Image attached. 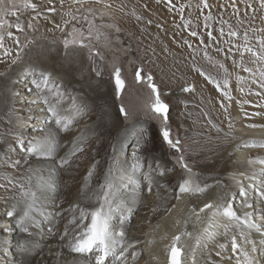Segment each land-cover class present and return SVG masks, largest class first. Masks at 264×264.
I'll return each mask as SVG.
<instances>
[{"label": "rangeland", "instance_id": "1", "mask_svg": "<svg viewBox=\"0 0 264 264\" xmlns=\"http://www.w3.org/2000/svg\"><path fill=\"white\" fill-rule=\"evenodd\" d=\"M30 2L37 5V12L24 8L22 6L24 0H15L19 6L17 13L19 22L25 26V30L17 32L15 28L8 29L13 32L14 37L19 38V44L15 43L12 38L6 37L5 39V47L11 50L12 56L3 57L5 62H0V88H2L1 80H4L9 74H15L19 69L18 67L21 66L24 69L26 66H31L35 69L39 66L37 69H41L40 64L47 61L54 67L55 77L59 80L62 79L66 84V87L62 88L61 83H58L57 80L53 81L61 93V109H67L68 104L77 98L79 107L83 109L85 108L84 98L86 101L89 100L86 104L87 108L93 107L94 112L92 114H96V116L93 119L76 122L71 129L61 136L64 143L59 148L57 159L59 156H68L73 147L78 146L84 149L82 152L78 151L75 156L69 157L70 163L68 165L60 167V164H55L48 157H27L30 154L28 146L31 142L51 136L45 127H39L38 124L36 128H32L26 134L25 138L19 136L20 139L17 140L20 131L12 124L13 110L10 111L11 113L0 114V138L3 140V143H0V157H3V160H0V185H3L0 187V221L9 225L0 234L1 237L7 238L6 240L9 239V241L19 237L21 241L23 239L25 241V238L28 240L29 238L35 239L37 233L43 235L46 233L42 226L47 224L41 213H37L39 220H37L35 227L32 228V225L27 224L29 231L27 230L22 234L17 231L15 234L13 231L18 227L22 212L18 209L21 204L20 201L18 202L19 198L16 194L17 192L22 194L23 189L20 187L22 184L20 182H22L25 174L35 176H49L50 173L60 174L57 177V183L58 185L64 184L63 187H58L60 191L62 189L58 198L61 204L56 205L57 207L53 206L49 203L52 201L46 197L41 199V208H43V214L46 217L50 214L49 211L56 212V215L54 214L56 224L54 221L49 223L56 227H52L54 228V235L50 239L59 244L60 249H62L60 240H67V244L70 246L72 241H69V238L77 235V233L81 234L83 230V225L79 228L77 224L71 223L73 218L70 215L75 216L76 214L75 218L80 217L81 209H83L82 202H80V197L75 194H79L83 188L88 187L87 184H84L78 188L82 181H86V175L82 177L86 171L95 175L96 172L93 167L97 164L105 171L101 173L103 178H99V183L96 182V179L92 180L93 183H97L96 192L100 190L99 186L105 181L106 177L103 174L108 172L109 168H111V175L114 176L113 173H115L118 180L119 178L123 180L122 177L127 175L128 178L138 182L136 185L140 189L135 191L137 199L133 198L130 205L138 201V198L144 197L146 207H141L142 202H140L130 211H126L128 213L125 214V217V215L122 216L121 211L128 203L123 198H121L122 200L116 199L112 201L113 204L119 203L122 208L119 211L114 208L112 224L117 230L126 233L127 236L130 235V231L136 232V237L139 238L145 234L146 223L151 218L147 206H151V202H155V198L158 199L160 193L165 192L171 195V199L174 200L179 194V187L186 181L188 183L194 182V186H203V188L213 181H220L227 185V188H230L232 187L230 182L233 180L231 176L243 171V168L236 165L238 149L247 151L246 161H249L253 154L264 157V147L244 146L247 143L257 144L260 141L250 140L251 142L245 143L242 136L237 134L240 126L236 123L240 117L241 122L247 128L260 129L264 127V87L260 86L264 82L261 80V73L264 72V61L258 60L251 53L244 52L245 41L243 39L244 33L247 32L248 46L254 51H261L257 40L264 38V31H258L264 29V9L259 8L257 0H251L256 9L255 13L249 9L247 15H244V5L239 3L241 12L235 13L230 6L231 0H208L209 9H202V6L197 7L200 0H172L175 7L166 5L165 0H160L159 3L157 0H107V3L112 5L111 13L101 8L102 6L90 2L83 5V8H93L98 13L104 12L105 16L103 19L99 15L95 17L93 38L85 40L87 47H81L77 43L69 44L67 48L63 41L69 38L68 33L71 32L73 24L87 34L86 22L79 18L68 24L66 28L64 27V22L71 19L66 13L69 11L75 13L76 8L80 6L72 5L71 0H67L63 6L60 0H52L51 4L48 3V0H30ZM181 5L185 6L183 12L179 11ZM50 8H54L55 11H50ZM27 10H29L28 13H22ZM52 14L59 18V27L53 23L54 19L57 18L56 16L51 18ZM206 16L210 18L205 20ZM6 19L14 24L17 17L9 15ZM29 23L33 27H27ZM108 25H113V27H108ZM229 25H231V29ZM116 27L120 29L119 32L115 30ZM96 29L101 35L104 33L105 40L109 42V44L107 42L104 44L97 43L103 47V49L98 50L99 55L93 49L95 46L91 45L94 43L93 41L97 40H95L94 34ZM221 29H223L224 35H220ZM253 29H257V31H253ZM230 30H235L238 36H229ZM193 31L197 33L196 36L191 35ZM209 32L212 34L211 36L208 35ZM101 35L98 42L105 41ZM53 47L57 50H54ZM17 53H19L17 63H12L11 60L17 56ZM0 57H2V51H0ZM13 66H15L14 71ZM116 67L121 69V76L125 81L124 88L119 91L116 88L114 78ZM245 68L251 69V72L245 71ZM138 69L143 70V79L139 82L135 79V72ZM149 75L153 77L152 83L159 90L161 100L169 107L167 127L170 130L171 138L180 141L181 151L170 147L162 137L164 124L151 107L155 94L149 87L147 80ZM206 76L211 77V80L206 79ZM240 77L243 79H238ZM225 78L230 83L228 91L232 97L231 100L223 97L221 91L212 82V80L219 81L223 86ZM189 87L194 88V91H185ZM33 92H37L36 89L31 90L29 94ZM50 99L55 101L54 94ZM222 104L227 106V112L221 107ZM30 105L31 107H29ZM35 105L36 103H29L26 106L33 109ZM228 106L232 107L230 109L233 111ZM121 107L127 112V118L121 112ZM21 112L19 113L21 114ZM82 114L88 113L81 112L77 116L80 117ZM100 115L101 117H99ZM35 116L39 115L35 114ZM101 118L104 129L100 134L84 135V130L93 124L95 125ZM32 120L33 123L37 121L36 119ZM229 121L231 127H229ZM47 124L53 127L57 126L52 117L49 118ZM131 131H134L136 138L127 143L126 149L118 148L122 136ZM238 143L241 144L235 148ZM5 153H7L6 156ZM181 155L190 171L182 167L179 162ZM136 157H139V163L143 165V170L137 172L140 177L139 180L134 176L136 171L129 168L132 163H136ZM102 159H104L103 164L101 163ZM4 160L7 163L3 162ZM133 160L134 162H132ZM121 162L125 165L130 164L128 169L122 168ZM244 164L247 165V162ZM248 167L245 169L249 170ZM161 172L163 175L158 174ZM151 174L152 176H150ZM145 175H149L151 180L154 177L159 181L163 180L166 184L158 191L156 186L159 181L157 180L153 184L149 183V180L145 179ZM191 175L193 181L189 182ZM252 175H247V178L249 179ZM263 177L264 175L256 176L254 181H246L244 184L247 186L244 187L243 184L239 192H229L233 211L237 214L238 210L242 208L250 214L251 220L261 227H264V212L260 211V207H264L262 203L264 198L259 193L260 188L264 186L261 183L264 180ZM74 179L76 181L72 182ZM114 180L115 178H113V182ZM74 185H76L75 194H72L71 189ZM143 185H148L145 193L141 189ZM249 185H251V190L247 188ZM149 187L151 193L148 192ZM189 187H192L191 184ZM125 188L120 187L122 194L125 193L122 191ZM245 191H247V197L243 195ZM248 200H251V208L245 206ZM45 202L49 204H45ZM100 202L102 205L103 201ZM100 202L97 201V204L91 205L89 211L84 209L87 213H91L101 206ZM6 207L10 209L9 211L14 212L12 217H9L7 213L4 214ZM140 208H142L141 211ZM255 208H258L257 210L260 212L255 213L253 211ZM90 220L89 215L83 224L89 225ZM122 224H125L126 229L121 228ZM65 231L69 235L65 236ZM124 242L128 251L132 248L136 249L138 245L140 249L141 242L135 240L128 242L126 236ZM130 244L133 245L132 248L128 247ZM46 246L44 245L45 249H47ZM19 250L22 251V249ZM95 250L97 252L92 251L94 256L98 253V249ZM66 251L73 256V261L78 256L83 257L80 254L72 253L70 250ZM37 252H32L33 254L31 253L30 256L36 255L37 259L40 257ZM133 253L135 252L127 254L126 264H128V259L134 261L143 256L141 251L140 255L133 259ZM56 254L57 248L54 247L50 253L45 252L47 256L45 257L47 259L49 256L56 258ZM98 254L100 255V253ZM58 257L60 260L64 259L61 257V250L58 252ZM4 258H7L5 253L0 257V264H5ZM94 259L90 264H93ZM43 260L44 258L40 257L37 262L42 264ZM16 261L15 258L14 262ZM108 261L109 264H113V257L109 256L105 264H108Z\"/></svg>", "mask_w": 264, "mask_h": 264}, {"label": "bare ground", "instance_id": "2", "mask_svg": "<svg viewBox=\"0 0 264 264\" xmlns=\"http://www.w3.org/2000/svg\"><path fill=\"white\" fill-rule=\"evenodd\" d=\"M84 5H86V4H84ZM101 8H103L105 11H108L109 13H111L110 8H104V7H101ZM53 48H54V50H57L55 47H53ZM34 58H35V56H34ZM41 61H43V60H41ZM48 61H49V59H48ZM41 64H40V67H42L41 69L40 68L37 69L39 66L35 69H37L38 71H45L47 73H50L53 81L57 80L58 83L62 84V86H61L62 88L66 87V84L62 81V79L59 80L55 77L56 76L55 71H54L55 69L53 66L50 65L49 62L45 61L44 64L43 63H41ZM51 64H53V63L51 62ZM15 66L12 67L13 71L15 70ZM18 68H17L18 70L15 72V74H12V75L9 74L8 76H6L4 78V80H1L2 88H0V114H4V113L6 114V113L13 110L14 116L12 117V119H13L12 124L14 127H16V129H19V131H20L19 136L21 138H25L26 134H28V132H30V130H32V128H36L38 124L40 125L39 127H41V126H43V128L45 127L47 129L46 131H48V133L52 136L51 138L53 139L54 143L56 144L55 151L53 152L52 157L49 159L58 165L60 160L62 158H64V156H59L57 159V155H58L60 146L64 143V139H62L61 136H63V134H65L66 131H61V130H59V128H57V126L53 127V126H49L47 124V122H49V118L51 117V115H49L47 112L42 110L45 107V105L36 104L35 106H33V109H36L35 111L32 108H31L32 110L29 109V107H31V105L27 108L26 105H28L29 103H33V101L37 99V92H33L34 94L33 93L29 94V92L31 90L35 89V87L32 84L33 77L28 75L26 72V69L31 68V66H26V67H24V69H22L21 66ZM53 77H55L56 79ZM14 93H19V95H14ZM51 96H52V94H50L49 98H51ZM77 102H78V98L75 99L73 102H70L67 106V109H65L63 111L64 115H66L72 119V123L70 124L69 129H71L73 124H75L76 122L83 121L86 119H93L96 116V114H92V112H94L93 107H91L90 109L87 108L86 104H88L89 100L86 101V100H84V98H83V102H84L85 108H83L82 112L88 113V114H82V116L79 117V116H77V114L75 112L70 111L74 106H79ZM79 102H80V100H79ZM226 104H228V103H226ZM17 105H19V107H17ZM230 108H232V107H229V109ZM230 110H232V109H230ZM20 111H22L21 114L19 113ZM17 113L20 115H18ZM219 113L221 114V111ZM35 114H38L39 116H35ZM101 115L99 117H101ZM210 115H212V114H210ZM32 119H36L37 121L33 123ZM230 120H232V119H230ZM255 122H256V120H255ZM257 122H260V121H257ZM236 123H238V125L240 126V129L238 130L239 133H237V134L242 136L245 143L249 142L250 140H258L261 143L259 142L257 144H264V127L260 128V129L247 128V127H245L246 125L244 126L243 122H241L240 117H238V120H236ZM102 129H104V128H103V121L101 118V120L98 121L95 125L93 124L90 128H86L84 130V135L86 134V136H91L92 134L96 135V133L100 134ZM135 138H136V135L134 134V131H131L127 135L122 136V138L120 139V143L118 144V148H120L122 150L126 149L127 143L134 140ZM78 142H80V141H78ZM241 143H243V142H241ZM241 143H238L235 148H237ZM76 144H77V142H76ZM216 147H217V145H216ZM217 148H216V150H217ZM247 154L248 153L246 150H241V149L237 150V161H236L237 164L236 165L243 168V171L241 173L238 172L234 176H231L233 178V180H231V182H230V184L232 186L230 188H227V185H225L223 182H220V181H213L208 186H206L204 188H203V186H201V187L194 186L195 183L193 182V183L187 184L188 187L191 184L192 187H189L191 189V191H188L185 193L179 192V194L175 197L174 200L171 199V195H169L165 192L160 193V195H158L159 196L158 199L155 198V202H151L152 205L147 206L148 211L151 214L150 215L151 218L149 216L150 220H148L146 223L147 228L145 230L146 231L145 234L138 238V237H136V234H135L136 232L134 233L133 231H130V235H128V236L125 233L126 240H128V242L132 241V240L141 242L140 243V249L138 248L139 245L136 249L131 247L132 249H130L128 251V253L131 254L132 252H135V253H138V255H140L141 251L143 252L142 258H138V260L135 259L134 261H131L130 259H128V264H130L132 262H133V264H169V254H168L169 248L172 245L173 238L177 235L181 236V241H180L179 247L182 248L183 253H184L183 257H182L184 264H236L235 253H233V251L231 250V238H232V236H236L238 242L243 243L242 238L240 237L241 226L237 225L234 221H230L227 217L223 216L222 214L213 215V213L215 212V208L212 211L205 212L202 215V218L200 220L197 219L196 211H198L199 207L202 206L204 203H206L209 200L215 201L216 205L225 203L226 201L228 203H230L231 199L229 200V195H230L229 192H232V191H238L239 192V190H241L242 185L244 183H246V181H252V180L254 181V179H256L255 178L256 176L262 175V172H264V165H261L259 163H249V161L264 160V157H262L261 155L253 154L252 158H249V161H246ZM27 157L37 158V157H41V156L40 155H34L30 152V154L27 155ZM42 157H44V156H42ZM119 157L121 158V156H119ZM90 161H92V160L90 159ZM102 161H104V159L101 160V163H102ZM132 162H134V160ZM246 162H247V165L244 164ZM133 165H134V163H132L130 166V164L125 165V163L121 162L122 168L128 169L127 167L130 166L129 168L134 170ZM247 167H248V169L249 168L250 169L246 170L245 168H247ZM93 170L96 172L95 175H93V174L89 175V173H88L89 171H86L82 176V177H84L86 175V181L85 182L82 181L79 184L78 188H80V185L82 187L84 184L85 185L87 184L88 187L86 189L83 188L81 192L79 191L80 192L79 194H75L74 189H76V187H75L76 185H74L71 189L72 194L78 195L80 197V199H81L80 202H82L81 206L83 207V209H81V210H84L85 212L89 211V209L91 208L90 207L91 205L94 206V204H97V201H98L97 195L99 194L100 190L98 192L95 191V188H97L96 182H98V183L100 182L99 178H103L101 173L103 171H105V169L102 168L98 164L93 167ZM239 171H241V170H239ZM137 172L138 171L134 172V176H136L137 180H139L140 177H139V174ZM50 174L51 175H49V176L48 175L47 176H35V175H30V174L23 175L25 177L23 178L22 182H20V183L25 185L28 190L34 192L36 194V198L38 201L37 210L32 214L33 218H34V222L30 221L28 223V221H26L25 224H26V226H27V224L32 225V228L35 227L37 220H39L37 218V213H41L43 215L44 219L46 220V222L43 220H40L41 222H45L47 224V225L42 226L46 230V233L44 235L41 233H37V237H35V239L29 238V240H28V238H25V241H24V239L21 241L19 237H16L15 239H12L11 241H9V239L6 240L7 238L0 236V257H2L4 255V253L7 255V258L6 259L4 258L5 264H40L37 262V260H39L40 257L44 258L43 262L40 261V262H42V264H89L91 261H93V259L95 257L94 252H93V254H92V252L80 254L83 257L78 256L73 261V258H72L73 256L66 251V250H70V246L67 244V240H65V239L60 240V243L62 244L61 245L62 249H60L59 244L54 243L53 240L50 239V237L54 235V231H53L54 228H52V227H55V226H52L49 223H53L54 218L56 217L55 216L56 212L53 213V211L51 210V211H49L50 214L46 217L45 214H43V212H44L43 208H41V199H44L47 197V198H49L48 200L52 201V202L49 201V203L51 205L59 206L61 204V201H59L58 198H59V193L62 191V189L60 191L58 187L64 186V184L58 185V183H57L58 182L57 177L60 174H54V173H50ZM107 174H108V172L106 171V173L103 174L104 177H106ZM250 174H253V175H252V177H249V179H248L247 175H250ZM28 175L32 177L30 181L28 180V177H29ZM87 175H88V177H87ZM113 175L114 176L111 175L112 181H113V178H115L113 183L117 186V189L114 193L115 197L117 199L123 198L128 203V205L125 204V207L121 211L123 213V215L127 214L128 212H126V211H130L132 207L137 206L140 202H142L141 207L142 206L146 207V205H145L146 202L144 200V197L138 198L139 200L135 202L137 204L134 203V204L130 205V203H132L131 200L133 198L137 199L135 191L140 189V187H138L136 185L137 181H135L134 179L128 178L127 175L122 177V178H124L123 180H120V178L118 180L117 177L115 176V173H113ZM150 176H152V174ZM49 179H51V181L54 182V185H55L54 190H50L49 188L44 186V181H47ZM94 179H96L95 183H93V181H92ZM97 179H99V180H97ZM157 180L159 181V179H156L154 177V178H152L151 183L152 184L156 183ZM75 181H76V179H74L72 182H75ZM191 181H193L192 175L190 176L189 182H191ZM103 183H101V185ZM165 184L166 183L163 180L159 181L157 183V186H156V188H158V191H159V188L161 189V187L164 186ZM101 185L99 186V188H101ZM245 186H247V184H244V187ZM250 186L251 185H249V187H247V188L250 189L251 188ZM120 187H126L124 190H122V191H125V193H123V194L121 193ZM147 188H148V185H143L141 187L143 192L146 191ZM198 189H200V190H198ZM140 191H138V192L140 193ZM138 192H137V194H139ZM16 195L19 198L18 202L20 201L19 203L21 204L18 207V209L21 212L22 209L24 208V199L25 198L23 197V195L21 193L18 194V192H17ZM146 199H147V197H146ZM98 202H100V201H98ZM47 203L48 202H45V204H47ZM258 203L260 204V202H258ZM262 203L264 204V199H262ZM246 204H251V200H248L246 202ZM100 205H101V202H100ZM84 208H86L87 211ZM260 208H261L260 211L264 212V207L263 208L260 207ZM141 209L142 208H140L139 210L141 211ZM257 209L255 208V210H253V211L255 213L260 212ZM9 210L10 209L8 207H6V210H4V214L8 213ZM105 210H107L106 207H105ZM193 210H195V213L193 212ZM245 212L246 211L241 208L238 210L237 215L243 216V214ZM1 214H2V212H1ZM22 214L23 213L21 212L20 217L22 216ZM75 216H76V214H75ZM75 216L70 215L71 218H73ZM115 216H117V215H115ZM129 216H127V217H129ZM125 217H126V215H125ZM84 221H81L80 217L76 218V224L79 225V228L82 225L84 226V224H83ZM210 221L214 225V227L212 228V231L214 232V236L211 238H204V229L208 227ZM7 222H9V221H7ZM54 224H56L55 221H54ZM122 225L123 226H121V228H123V230L126 229V227L124 226L125 224H122ZM256 226L261 229V232H257L255 229H252L249 232V236L251 239H253L257 242L258 264H264V227H261L259 225H256ZM8 227H9V225L0 221V234L3 232L4 229H7ZM27 230L29 231V229H27ZM13 231L15 232V234H16V231L20 232L21 234L25 232L23 230V226H21L19 221H18V227L16 229H13ZM40 232H41V230H40ZM183 233H190L191 235L185 236V235H182ZM67 235H69V234H67ZM79 235L80 234L77 233V235L71 236L72 238L70 237L69 241H73L74 237H77ZM197 236L201 237V242H200V245H198V246L196 245V241H195V238ZM4 241H7V244H6V246L3 247V245H5ZM220 243H225L227 247L222 252V254L220 256H218L217 252L221 251L218 247V245ZM44 245L45 246L48 245V246H46L47 249L44 248ZM54 247L57 248L56 258H51V256H49V258L47 259L45 252L50 253L51 249ZM15 249H16V251H15ZM19 249H22V251H20ZM59 250H61V257L64 258L62 260H60L58 257ZM34 251L35 252L38 251L37 253L40 254V257H38L37 259H36V255L33 257L30 256V254ZM43 251H44V253H43ZM15 258L17 259L16 262H14ZM109 261H111V260H109ZM109 261H108V264H109ZM72 262H74V263H72Z\"/></svg>", "mask_w": 264, "mask_h": 264}, {"label": "snow or ice", "instance_id": "3", "mask_svg": "<svg viewBox=\"0 0 264 264\" xmlns=\"http://www.w3.org/2000/svg\"><path fill=\"white\" fill-rule=\"evenodd\" d=\"M61 5L63 6L67 0H60ZM95 3L100 5L104 8H111L112 5L107 3V0H71L72 5H78L75 10V13L69 11L66 13L71 19L69 21L64 22V27L66 28L68 24L72 23V21H76L78 18L86 22L87 26V34H85L80 28H78L75 24H73L71 28V32L68 33L69 38H66L63 43L64 46L67 48L69 44H79L81 47H87L88 45L85 43V40H90L92 37V32L95 28V17L99 15L101 19L105 16L104 12H97V10L93 8L84 9L83 5L87 3ZM160 0H157L159 3ZM259 8L264 9V0H257ZM48 3L51 4L52 0H48ZM166 5H170L175 7L172 4V0H165ZM239 4L244 5V15H247L249 9L253 13H255L256 9L253 7V3L251 0H231L230 6L234 9L235 13H240L241 8L238 6ZM24 8L31 9L33 12H37V5L35 3H31L30 0H24L22 5ZM202 9H209L210 5L208 4V0H200V4L197 7H201ZM184 5L179 7V11L183 12ZM50 11H55L54 8H50ZM19 11V6L15 3V0H0V51H2V57H0V62H5L3 57H11L12 52L9 48L5 47V39L12 38L14 42L19 44V38L14 37L12 31L8 29L15 28L17 32H23L25 30V26L19 22V17L17 15ZM17 17L16 23H11L9 20L6 19L7 16ZM210 17L206 16L205 20L209 19ZM140 19V17H137ZM242 22V21H241ZM60 25H57L59 27ZM207 26V25H205ZM27 27H33L32 24H28ZM108 27H113V25H108ZM231 29V25H229ZM117 32L120 31L118 27L115 29ZM253 31H257V29H253ZM258 31H264V29H259ZM191 35L196 36L197 33L193 31ZM209 36L212 34L209 32ZM220 35H224L223 29L220 30ZM229 36L236 37L238 33L235 30H230L228 32ZM99 38V35L97 36ZM215 40V37H213ZM243 39L245 41L244 52L251 53L255 56L258 60L264 61V38H258L257 43L261 51H254L253 48L248 46L249 37L247 32L244 33ZM187 43V41H185ZM99 55V53H97ZM207 55V53H205ZM19 53H17L16 57H13L11 60L12 63H17ZM223 67V65H221ZM245 71L251 72V69L245 68ZM142 69H138L135 72V79L139 82L143 79L142 76ZM28 75L32 76V84L35 86L37 91V99L33 101L36 104H43L45 107L42 109L43 111L49 113L51 117L54 119L55 124L58 126L59 130L61 131H68L70 124L72 123V119L68 116L63 114V111L60 107L62 103L61 93L59 91V87L54 84L51 74L45 71H38L34 68L26 69ZM227 72V69H225ZM99 75V72L97 73ZM205 75L204 73H201ZM114 78L117 90H122L125 85V81L121 76V69L116 67L114 69ZM206 79L211 80V77L206 76ZM242 80L243 78H238ZM149 82V87L152 89V92L155 94V99L151 104L152 110L160 119L163 121L164 127L162 129V137L168 145L177 151H181L179 145L180 141L178 139L173 140L171 138V133L169 128L167 127L168 123V111L169 107L165 104L161 98L160 93L155 84L152 83L153 77L149 75L147 77ZM261 80L264 81V72L261 73ZM218 90L221 91L222 96L231 100L232 97L228 89L230 88V83L227 78L224 79L223 86L220 84L219 81L212 80ZM254 83L256 81H253ZM261 87H264V82L261 83ZM185 91H194V88L189 87L186 88ZM243 91V89H241ZM50 94H54L55 101L50 99ZM14 95H19V93H14ZM224 108L225 112H227V106L221 105ZM70 111L79 114L83 111V109L79 106H74ZM121 112L124 114L125 118H127L128 114L123 107H121ZM229 127H231V122L229 121ZM20 137L17 135V140ZM0 143H3L2 138H0ZM245 147H264V144H245ZM56 144L54 143L51 136L45 137L42 140L33 141L28 146V151L34 155H40L44 157L51 158L53 152L55 151ZM83 151L82 147H74L68 156L62 158L59 162L60 167H64L70 163L69 157L75 156L77 152ZM7 153H5V156ZM135 156V154H134ZM136 163L133 165L134 171H142L143 165L139 163V157H136ZM0 160H3V157H0ZM3 162L7 163L6 160ZM179 162L181 163L182 167L185 169H189L188 165L184 163L183 156L179 158ZM249 163H259L264 165V160H254L249 161ZM159 175H163V173H158ZM91 175V172L89 173ZM264 175V172H262ZM31 176L28 177V180H31ZM145 179L149 180L151 183V177L149 175H145ZM9 183H12L9 181ZM138 183V182H137ZM187 181L185 184L179 187L180 193H185L191 191V189L187 186ZM262 185H264V180H262ZM44 186L49 188L50 190H54L55 185L51 179L44 181ZM3 187V185H0ZM22 191V195L24 199V208L22 209V216L19 219V223L23 226V230L27 232V226L25 224L26 221L34 222L33 213L37 210L38 201L36 198V194L27 189V187L23 184L20 185ZM117 189V186L113 183L111 178V168H109L108 174L106 176L105 182L101 185L100 192L97 195L98 201H103L102 205L97 208L96 210L92 211L91 213H87L84 210L80 212V220L84 221L91 217L90 224L84 225L81 234L77 237H74L73 241L70 244V251L75 254H85L91 253L94 249H98L100 255L96 260V264H105V261L108 259L109 256L113 257V264H126L128 248L125 247V233L122 230H117L112 224L113 218V211L121 210L122 205L117 203L113 204L112 201L116 200L114 193ZM200 190V189H198ZM148 192L151 193V188L149 187ZM260 196L264 198V186L260 188ZM245 197H247V191L243 193ZM105 207L107 211H105ZM214 206L212 204H206L204 208L200 209V211H205L206 209H212ZM246 207L251 208V204H246ZM195 213V210H193ZM222 214L223 216L227 217L230 221H234L237 225L241 226L240 237L242 238L243 243L238 242L236 236H232L231 238V250L235 253L236 264H258L257 260V252L258 246L257 242L250 238L249 232L252 229H255L257 232H261V229L256 226V224L251 220L250 214L245 212L243 216L237 215L235 211L232 209L231 203L227 201L222 204H217L215 206V212L213 215ZM9 217L14 215L13 211H9L7 213ZM123 216V213H122ZM72 224H76V218L73 217L71 220ZM79 227V225H78ZM214 227L213 223L210 221L207 228L204 229V238H211L214 236V232L212 228ZM64 235H67V231H65ZM182 235L190 236V233H183ZM181 241V236L177 235L173 238L172 245L169 248V264H184L182 260L183 250L179 247ZM196 245H200L201 237L197 236L195 238ZM7 244V241H4ZM128 247H133V245H128ZM221 251L217 252V255L220 256L222 252L226 249L225 243H220L218 245ZM138 253H133L132 258L135 259Z\"/></svg>", "mask_w": 264, "mask_h": 264}, {"label": "water", "instance_id": "4", "mask_svg": "<svg viewBox=\"0 0 264 264\" xmlns=\"http://www.w3.org/2000/svg\"><path fill=\"white\" fill-rule=\"evenodd\" d=\"M52 16H53V14L51 15V18H52ZM54 16H56L57 19H54L55 21H53V23H54L55 25H58V24H59V18H58L57 15H55V14H54ZM206 204H212L214 207H213L212 209H206V210L203 211V212L200 211V209L204 208V206H205ZM215 206H216V202H215V201H211V200H209V201H207L206 203H204L202 206L199 207L198 211H196V213H197V219L200 220V219L202 218V215H203L205 212H207V211H212V210L215 208ZM183 254H184V253H183ZM182 257H183V256H182Z\"/></svg>", "mask_w": 264, "mask_h": 264}, {"label": "flooded vegetation", "instance_id": "5", "mask_svg": "<svg viewBox=\"0 0 264 264\" xmlns=\"http://www.w3.org/2000/svg\"><path fill=\"white\" fill-rule=\"evenodd\" d=\"M29 12V10H27V11H24V12H22V13H28ZM50 13H56V12H50ZM54 16V15H53ZM105 23H107V22H105ZM94 34H95V40L96 41H93L94 43H91V45H94L95 47L93 48L94 49V51L95 52H97V53H99V51L98 50H100L101 48L103 49V47H101V46H99V44H97V43H102V44H104V43H106L107 42V44H109V42L108 41H106L105 40V37H104V33L101 35L100 34V32L96 29L95 31H94ZM100 36L101 35V37L103 38V40H105V41H102V42H98L99 41V38H97V36ZM91 38H93V35H92V37ZM96 43V44H95ZM114 43V42H113ZM97 46V47H96ZM98 48V49H97Z\"/></svg>", "mask_w": 264, "mask_h": 264}, {"label": "clouds", "instance_id": "6", "mask_svg": "<svg viewBox=\"0 0 264 264\" xmlns=\"http://www.w3.org/2000/svg\"><path fill=\"white\" fill-rule=\"evenodd\" d=\"M94 252H97V251L94 249ZM98 253H99V251H98ZM98 253L95 255L96 257H95V259H94V262H93V264H96V260H97V258H98V256H99V254H98ZM90 263H91V262H90ZM90 263H89V264H90Z\"/></svg>", "mask_w": 264, "mask_h": 264}]
</instances>
